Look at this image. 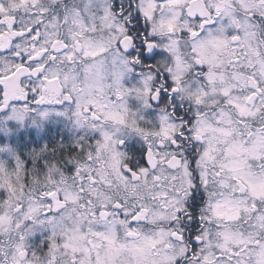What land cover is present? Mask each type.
I'll return each instance as SVG.
<instances>
[{
  "label": "snow or ice",
  "instance_id": "6c2138e0",
  "mask_svg": "<svg viewBox=\"0 0 264 264\" xmlns=\"http://www.w3.org/2000/svg\"><path fill=\"white\" fill-rule=\"evenodd\" d=\"M0 264H264V0H0Z\"/></svg>",
  "mask_w": 264,
  "mask_h": 264
}]
</instances>
